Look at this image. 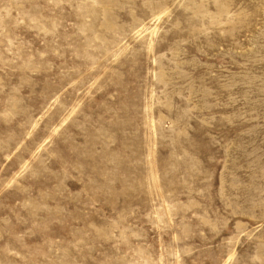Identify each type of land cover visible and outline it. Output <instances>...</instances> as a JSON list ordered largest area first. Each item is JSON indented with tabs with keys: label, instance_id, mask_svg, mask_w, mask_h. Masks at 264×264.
<instances>
[{
	"label": "rangeland",
	"instance_id": "1",
	"mask_svg": "<svg viewBox=\"0 0 264 264\" xmlns=\"http://www.w3.org/2000/svg\"><path fill=\"white\" fill-rule=\"evenodd\" d=\"M0 264H264V0H0Z\"/></svg>",
	"mask_w": 264,
	"mask_h": 264
}]
</instances>
